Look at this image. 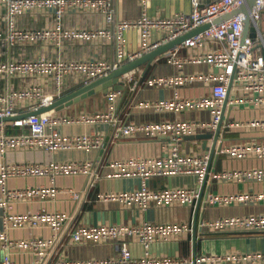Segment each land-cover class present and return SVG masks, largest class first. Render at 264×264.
I'll list each match as a JSON object with an SVG mask.
<instances>
[{
  "label": "built area",
  "instance_id": "1",
  "mask_svg": "<svg viewBox=\"0 0 264 264\" xmlns=\"http://www.w3.org/2000/svg\"><path fill=\"white\" fill-rule=\"evenodd\" d=\"M146 2L148 0H145ZM243 0H210L203 5L200 0H191L189 12L181 11L169 17H152L146 11L136 19H118L112 0H0V47L3 51L19 45H39L51 43L61 47L70 42L115 41V56L112 60L62 57L50 58L41 53L32 57L0 61V80L16 76H29L42 81L25 88H6L0 91V158H5L11 151L41 149L47 152L66 150L97 149L102 138L86 133L65 134L60 127L65 125L109 122L121 135H141L143 137L168 136L170 140L168 153L153 157H127L113 160L110 178L139 179L135 189L104 195L105 200L116 201L124 205L146 210L150 205L193 204L201 198V186L207 178L223 180H262L264 169L255 170H211L209 151L198 155L181 152L179 144L184 137L198 133H215L220 127L226 105H244L264 109V0H256L250 10V19L255 37L244 34L245 14L237 12L218 23L214 18L238 7ZM96 12L103 17L102 26L96 28H71L64 25L67 13ZM34 18L50 15L53 24L48 26H20L18 21L25 14ZM204 24L209 27L185 38L179 45L169 50V62L183 66L186 63L206 65V73L176 75L153 81L158 86L172 88V96L163 100L143 103L156 112L207 110L208 121L164 120L130 123L120 126L119 119L111 112L81 114L79 116L59 115L52 109L40 114L19 117L28 111L52 104L57 99L78 87L96 79L106 77L125 63L140 57L160 45L188 33ZM136 31L141 38V49L136 52L127 50L124 33ZM156 36V37H155ZM217 43L210 47L209 43ZM257 45V50L255 49ZM181 48L192 52L184 58L178 57ZM128 75L122 76V81ZM130 78V77H129ZM195 82L209 85V93L199 97L180 96L178 88ZM48 85L46 89L44 85ZM122 90L108 89L106 100L113 102ZM231 93H238L237 97ZM5 117H17L3 121ZM232 124L224 125V128ZM235 126H247L264 130V118H253L246 123ZM19 128L18 132H8V128ZM227 156L245 158L255 153L264 158V144L257 142L234 144L225 149ZM86 174L89 180L83 190H71L74 198L82 195L95 185L96 174L90 162L50 161L0 163V214L3 229L0 230V247L6 253L0 264H16L10 257L12 249L29 248L42 255L58 238V230L67 220L60 212H49L42 208L34 213H13L14 204L20 201L54 200L58 189L54 186H31L10 188L9 178L49 177L53 182L57 176ZM195 175L196 188L164 187L153 189L148 180L156 176ZM206 204L220 205L236 200L244 202H264V191L235 196L216 195L207 192ZM24 225L48 226L52 238L44 240L37 237L28 239H11L8 228ZM201 225L217 230L264 232V213L248 216L225 217L203 220ZM188 224H152L141 225H86L79 226L71 233L74 241H116L120 254L109 259H90L78 261H58L56 264H174L176 261L154 257L150 254V244L156 239L180 236L190 230ZM127 239H136L143 247V255L134 257L129 249ZM264 261V253L202 256L190 261V264H203L206 261L256 262ZM28 264H38L34 261Z\"/></svg>",
  "mask_w": 264,
  "mask_h": 264
},
{
  "label": "crops",
  "instance_id": "2",
  "mask_svg": "<svg viewBox=\"0 0 264 264\" xmlns=\"http://www.w3.org/2000/svg\"><path fill=\"white\" fill-rule=\"evenodd\" d=\"M118 19L130 20L138 18L143 11L152 17H169L181 11L189 12L192 8L191 0H112ZM208 0H200L207 3ZM64 25L71 28L102 26L103 17L96 12H70L64 16ZM20 26H45L52 25L50 15H41L34 18L27 13L19 21ZM264 30V23L260 24ZM156 37V36H155ZM124 38L129 52L141 49V38L138 32L130 30L124 33ZM210 47L217 43H209ZM257 45L255 49L257 50ZM192 51L181 48L178 52L180 59ZM43 54L50 58L62 57L64 59L92 58L112 60L115 56V41L102 42H70L61 47L51 43L36 46L19 45L3 51L0 47V61L21 57H32ZM206 65L186 63L183 66L169 62V51L156 58L149 65H141L129 72L123 80L124 90L113 102H108L105 93H96L80 100L63 110L57 111L59 115L79 116L81 114L112 112L120 121V126L130 123H143L148 121L187 120L208 121L207 110H184L179 112H156L142 104L163 100L172 96L173 90L167 86H158L153 81L159 78L173 77L179 74L189 75L206 73ZM130 77V78H129ZM42 81L29 76H16L7 80H0V91L6 88H25ZM47 89L48 85H44ZM209 85L195 82L178 88L180 96L185 98L199 97L209 93ZM237 97L238 93H231ZM253 118H264V109L247 107L244 105H226L222 118V129L216 143L215 151L211 157V170H255L264 169V158H258L255 153L245 158H232L226 155L225 149L234 144H247L257 142L264 144V130L235 126L233 124L246 123ZM232 124L224 128V125ZM11 132H18L19 128L9 127ZM59 130L65 134H90L102 138V144L97 149L66 150L47 152L41 149L11 151L5 158H0V163L38 162L50 161H82L90 162L96 174L95 185L89 188L80 199L72 196L71 190L79 191L86 187L89 180L86 174L57 176L52 182L49 177H23L9 178L10 188H23L31 186H51L58 189L55 199L20 201L14 204L13 213H34L42 208L49 212H60L68 218L58 230V238L42 255L29 248L12 249L10 257L16 264H28L38 261V264H56L58 261H78L90 259H109L119 256L120 251L116 241H74L71 233L79 226L86 225H141L145 222L152 224H188L191 229L180 236L166 239H156L150 244V254L154 257H165L176 261L174 264H190V261L202 256L216 257L218 255H239L264 253V232L217 230L201 225L203 220H213L225 217L248 216L264 213V202H244L236 200L232 203L210 205L204 201L207 192L235 196L264 191L262 180H223L207 178L201 186V198L193 204L150 205L146 210L124 205L122 203L105 200L104 195L132 190L138 187L139 179L110 178L108 174L112 169L110 163L127 157H153L168 153L170 140L168 136L143 137L141 135H121L109 122L84 123L65 125ZM199 134V133H198ZM196 135V134H194ZM220 145V146H219ZM205 149L203 140L184 137L179 144L182 153L198 155L209 151L214 146V139L206 140ZM220 147V148H219ZM219 148V149H218ZM148 185L153 189L164 187L196 188L195 175L156 176L148 180ZM2 212H0L1 214ZM3 222L0 216V230ZM7 233L11 239L21 240L32 237L49 240L52 231L48 226L24 225L8 228ZM134 257L143 255V247L136 239L126 240ZM6 251L0 247V259ZM203 264H264L256 262H215L206 261Z\"/></svg>",
  "mask_w": 264,
  "mask_h": 264
},
{
  "label": "water",
  "instance_id": "3",
  "mask_svg": "<svg viewBox=\"0 0 264 264\" xmlns=\"http://www.w3.org/2000/svg\"><path fill=\"white\" fill-rule=\"evenodd\" d=\"M208 1H210V0H208ZM254 4H256V0H243V2L238 7L214 18L213 23H218V22H220V21H222L228 17L233 16L237 12H243L245 14V19L242 20V22L244 23V34L246 35V34H248V32H250V36L252 38H254L255 33H254V29L252 27V21L250 19V10L252 9ZM207 27H209V24H204V25H202V26H200V27L188 32V33H185V34H183V35H181V36H179V37H177V38H175L169 42H166V43L160 45L159 47H157V48H155L149 52L144 53L140 57H137L136 59L125 63L124 65L120 66L118 69L112 71L106 77H102V78L96 79L94 81H91L89 83H86L85 85L78 87L77 89L73 90L72 92L65 94L61 98L54 101L52 104L45 106V107H41L38 109L28 111L26 113L19 115V117H27L30 115H36V114H40V113H43V112H46V111H49L52 109H54L56 111H60V110H63L65 107H68L74 103H77L80 100L85 99L88 96H91L93 94L100 93V92L106 93L108 91V89H110V88L123 91L125 88V84L121 78L124 74H127L129 72L134 71L136 68L140 67L141 65H149L154 60V58H156L160 54L173 49L174 47L179 45L185 38H187L191 35L197 34L198 32L206 29ZM15 118H17V117H5L2 120L3 121H11V120H14ZM219 135H220V127L215 131V133H199L196 135H189L187 137L197 138V139L203 140V146L207 150H208V148L206 146V140L213 138L214 139V146L210 152V156L212 157V155L215 151V148H216V143L219 139Z\"/></svg>",
  "mask_w": 264,
  "mask_h": 264
},
{
  "label": "trees",
  "instance_id": "4",
  "mask_svg": "<svg viewBox=\"0 0 264 264\" xmlns=\"http://www.w3.org/2000/svg\"><path fill=\"white\" fill-rule=\"evenodd\" d=\"M8 132H11L10 129L7 130Z\"/></svg>",
  "mask_w": 264,
  "mask_h": 264
}]
</instances>
